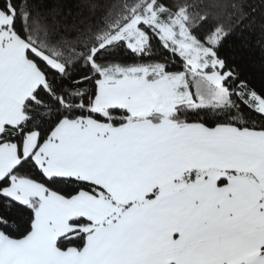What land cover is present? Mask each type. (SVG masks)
Listing matches in <instances>:
<instances>
[{"label": "snow or ice", "instance_id": "snow-or-ice-1", "mask_svg": "<svg viewBox=\"0 0 264 264\" xmlns=\"http://www.w3.org/2000/svg\"><path fill=\"white\" fill-rule=\"evenodd\" d=\"M0 264H264V0H0Z\"/></svg>", "mask_w": 264, "mask_h": 264}]
</instances>
